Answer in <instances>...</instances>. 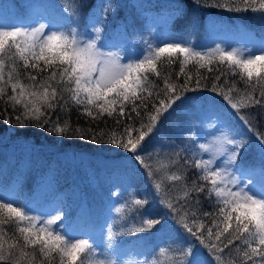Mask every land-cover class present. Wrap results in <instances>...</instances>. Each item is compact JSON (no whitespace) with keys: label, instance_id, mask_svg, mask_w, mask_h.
Returning a JSON list of instances; mask_svg holds the SVG:
<instances>
[{"label":"snow or ice","instance_id":"1","mask_svg":"<svg viewBox=\"0 0 264 264\" xmlns=\"http://www.w3.org/2000/svg\"><path fill=\"white\" fill-rule=\"evenodd\" d=\"M214 6L264 14V0H229ZM78 7H73V14ZM260 53L249 51L245 55L237 49L225 50L219 46L203 53L175 42L150 47L148 56L129 63L122 62L119 55L101 51L94 38L78 39L75 29L47 31L43 23L31 28L0 26V101L14 112L20 109L16 116L18 124L23 121L35 122L40 127L52 124L49 131L61 135L82 131L79 127L73 129L70 119L61 124L59 113L68 114L73 106L78 112L82 106L80 114L92 120L103 119L107 114L116 127L122 126L120 132L115 128L108 132L89 129L80 138L99 142L107 136L105 142L131 153L147 170L155 190L161 189L163 179L171 182L173 188L178 184L184 190L183 196L173 203V197L165 192L163 203L175 213L183 228L200 241L214 264H264V188L257 195L239 187L240 182L227 167L236 160L242 144L222 135L218 146L199 145L208 155L207 159L188 149L182 150L184 155L174 152L168 161L174 168L171 174L167 171L168 165L153 160L152 154H141L146 138L164 113L184 93L202 88L201 81L208 79L199 70L195 74L186 71L185 66L192 62L200 69L218 73L212 77L210 90L227 101L238 115L244 108L264 109V48ZM177 57L183 59L177 61L174 59ZM158 62L167 65L178 62L177 80H172L171 73L162 74ZM216 62H226L228 71L208 67ZM237 76L239 80L230 78ZM159 80L163 81L162 87L156 82ZM192 83L195 88H190ZM239 83L244 84L243 90L237 86ZM249 115L252 114L241 115V119L251 125ZM124 117L135 120L139 126L124 123L121 119ZM260 139L264 144V135ZM161 169L164 176L158 181L156 174ZM193 170L195 178L189 183L187 176ZM201 194L213 202L214 211L200 210ZM145 204L144 200L133 199L128 207L135 205L134 211H140ZM116 211L119 213L121 209ZM205 218L210 222L208 225ZM60 220V215L38 220L26 209L0 199V264H88L89 257L95 255V245L89 239L56 231L53 226ZM141 222L148 228L161 223L143 218ZM134 230L142 232L145 228ZM170 251L159 249L160 254ZM180 255L186 258L189 252L181 249ZM192 255V260L180 259L176 264H207L195 253ZM95 264H106V261L97 258ZM152 264H159L158 259Z\"/></svg>","mask_w":264,"mask_h":264},{"label":"rangeland","instance_id":"2","mask_svg":"<svg viewBox=\"0 0 264 264\" xmlns=\"http://www.w3.org/2000/svg\"><path fill=\"white\" fill-rule=\"evenodd\" d=\"M36 1L0 0V19L9 21L8 24L0 22V26L5 28H31L43 23L46 25L47 31H61L49 23L48 18L53 15L59 19V12H49L50 6L52 11H60L64 2L62 0H38L40 3L38 5ZM135 1L98 0L91 7L89 18L91 23L88 22L82 31H79L80 34L82 33V38L78 37V39H96L101 51L119 55L122 62H135L138 57L146 55L150 47L152 48V45L156 44V41L154 42L153 39L149 40L148 34L144 36L138 34L141 32L133 34L131 25L134 21V15L137 14L139 21L144 20L143 17H146L151 27L163 22L164 18L162 17L166 16H164V13L155 14V8L143 9ZM168 14L167 16L172 15L171 12ZM97 15H99L98 18L104 21L106 19L111 20L113 24L111 35H108V31H105L104 24L100 25L98 23L95 18ZM97 29H99V32L96 31ZM145 29L148 30L149 27H145ZM212 31V28L202 30L201 37L207 38L209 32ZM223 34L225 38L213 39V43L209 47L219 46L227 50L237 49L240 52L252 51L258 53H260L261 48H264V38L254 35L252 32L245 31V33L237 35H227L226 32ZM179 39H172L170 36L160 38L163 44L175 42L183 44L182 37ZM190 40L191 44L200 45V42L204 39H201L200 35H194ZM213 103L215 102L207 97L179 103L176 108L166 113V117L160 123L161 127L158 131V136H155L156 138H152L150 142L143 146L141 154H152L153 160H158L162 164L163 161L168 160L170 157L167 153H161L162 149L169 147V136H175L178 141L183 143L189 140V143H192V146L203 154L204 159H207L208 155L199 148L200 144L218 146L222 135L232 138L237 144H240L238 138L234 136L231 130L224 126V115ZM227 147L231 148L232 146L227 145ZM262 149H264L263 145L256 143L253 155V146H251L248 160H251V157L254 160L260 158L264 163V151ZM241 150L242 147L239 148V151ZM212 155L215 156L216 153L213 152ZM109 156L113 155L108 152L103 154L104 159H91V165L87 164L88 158L78 156L70 158L67 157L66 153L59 155L56 159H50L49 162L53 166L55 164L58 165L60 167L58 168L59 170L49 174L42 169H38L40 174H43L48 179L40 181V189H35L31 193L24 191L22 195L26 198L25 201L28 199L33 206H37L42 212H45L41 217L43 220L50 219L60 209L66 210V212L73 211V207L66 203L68 198H75L77 195L81 205L78 212L76 210L73 215L72 212H68V219H65L68 223L62 221V224H64L68 235L75 238L89 239L90 243L95 245V255L90 257L95 260L97 258L105 259L106 264L108 261H111L112 264H148V261L142 255L143 253L140 252L139 245L136 242L133 243L134 238L131 240L122 233L124 228L133 220H141L143 216V209L141 213H137V211H134L137 206L128 207L132 200L135 199L134 186L132 181H130L133 172L139 170L140 180L143 179L145 183L152 187H154L153 181L148 177L147 170L139 162L131 158L121 157H117V160H111ZM42 159V157L37 155L32 159L31 155L25 150L19 156L12 153H0V170L3 166L8 165L10 170L15 167L16 172L20 171V173H15V177L12 179L4 175L0 177V197L13 195L14 198L17 197L21 189L19 184L26 177L25 173L21 174V172L23 169L27 171L33 162L42 163ZM235 162L238 164V161L234 160L227 167L228 171L232 172L240 182L239 187L245 188L244 186L249 183L247 190L259 195L261 189L264 188V177L259 175L258 172H253L254 169L249 168V166L243 167L240 171L241 174L239 171L236 173ZM62 164L64 166L61 167ZM247 165L248 161L239 163L238 167ZM79 167L83 168V172L80 174H78ZM60 174L65 177L67 174L75 175L77 187H71L69 182L64 183L62 180L64 178H61ZM163 175L164 169H161L156 174V180L161 181ZM117 208L121 209L119 213L116 211ZM158 234L163 238L167 235L166 238L170 239L167 242L170 245L167 249L173 248L175 251L183 249L189 252V256L186 258L182 256L180 258H170V253L175 254L176 252L166 253V256H169L165 264H176L177 260L180 259L191 260V252L193 250L189 245L188 237L183 233L170 226L169 230H161ZM129 235H131V231ZM123 240H127L134 245L121 246L120 244H123ZM158 255H160L159 251ZM90 257L88 261H91Z\"/></svg>","mask_w":264,"mask_h":264},{"label":"trees","instance_id":"3","mask_svg":"<svg viewBox=\"0 0 264 264\" xmlns=\"http://www.w3.org/2000/svg\"><path fill=\"white\" fill-rule=\"evenodd\" d=\"M63 8L62 10L52 11L50 6L49 12H59V19L52 16H49L48 21L52 25L56 26L63 32H67L69 29H75L78 33V37L82 38V33L80 34L79 31H82L83 27L90 22V13L91 7H93L98 0H62ZM39 5L40 3L38 0L36 1ZM217 2L224 4L229 3V0H136L135 3L140 4L141 8H155V14L160 15L164 13L163 22L156 24L154 27H151L148 23L146 17L142 20H138L137 14L134 15L133 23L131 25V30L133 34L138 33L142 36L148 34L149 40L156 41L155 45H152L154 49L157 46H163L164 44L160 40V38L170 36L172 39H179L182 37L183 44L185 46L191 47L196 51L199 52H209L216 47H209L213 39L218 40V38H225L224 32L227 35H237L245 33V31L252 32L254 35H258L264 38V14L260 12H253L251 10L248 11H230L228 8L216 7L214 6ZM79 5L75 13L73 14V7ZM170 10V11H167ZM171 12V16L168 13ZM142 14V11L140 10ZM28 16V15H26ZM97 15L95 18L100 25H105V31H108V35H111V30L113 28V24L110 19H106L105 21L101 18H98ZM170 20L167 21V19ZM0 22L4 24H8L9 21H4L2 18ZM166 22V23H165ZM196 26V27H195ZM145 27H149L148 30ZM212 28L213 31L209 32V36L207 38L201 37V32L204 29ZM194 35H200L201 39H204L200 42V45L196 43L191 44L192 37ZM113 39V38H111ZM81 40V39H80ZM180 41V39H179ZM151 42V41H149ZM181 42V41H180ZM227 50L226 48H222ZM243 54H247L248 52L243 51ZM255 54L259 55L261 53L254 52ZM149 55V50L143 57H136V61L139 59H143ZM178 60L183 59V57L174 58ZM135 61V62H136ZM158 67L162 74L171 73L172 80L176 81L177 76L176 73L179 72V63H174L171 65H167L164 63L158 62ZM213 69L222 68L226 72L228 71V65L225 62L224 64H220L216 62L212 65H209ZM187 72L195 74L197 70L203 75L208 77L207 80H202L201 84L203 85L202 88H198L196 90H189L188 92L182 95V98L177 101L171 109L176 108L179 103L182 102H190L192 100L207 97L214 101V105L216 108L223 113L224 118L223 122L225 123L224 126L229 128L231 132L234 134L236 138H238L239 143L242 144V150H237V158L236 160L239 163L247 162V166L238 167V164L235 162L236 166V173L240 172L243 167H248L254 169L253 172H258L259 175L264 177V163L262 159H252L248 160L249 157V148L253 146V155H254V147L256 143H261L260 137L264 135V109H261L260 106L252 107V108H244L241 109L240 115L237 114L236 110L232 109L227 101L223 100L221 96L217 93H214L210 90L211 80L212 77L217 75L216 71L208 72L205 69H200L199 65L195 62H192L185 66ZM46 75V73H45ZM231 79L239 80V77H230ZM39 79V77H38ZM155 79V77H152ZM183 77L179 78V81L183 82ZM224 79L223 77L221 78ZM161 87L163 86V81L159 80L156 81ZM241 90L244 89V84L239 83L237 85ZM190 88H195V84L192 83ZM9 95L11 94L9 90ZM139 103V102H137ZM131 107L130 105L128 106ZM169 109L167 112L171 111ZM20 109L18 108L17 111H13V109L7 105H5L2 101H0V153H12L16 156L21 155V152L25 150V152L31 155L32 159L35 155L42 157V163L40 162H33L31 163V167L28 168L27 171L23 169L21 174L26 175L25 179L21 181L19 184L20 191L17 197L8 196V197H0V199L9 201L14 203V205H18L24 209H26L27 213L30 216L38 218V220H43L42 215L45 212H42L39 207L33 206L25 197H23L24 191L34 192L35 189H40V181L47 180L43 174H40L38 169H42L43 171L53 174L56 170L60 168L58 165H52L49 160L56 159L59 155L65 154L67 157L76 158L78 157H85L88 158L89 161L87 164L91 165L92 160L97 159H104L103 154L110 152L113 156H109L111 160H117V157L121 158H131L135 160L131 153L127 152L124 149L119 148L117 145L110 144L105 142L107 140V136H105L104 140L99 142H92L88 138H80L84 131L89 129L93 131H99L100 129H104L105 132L112 130L113 128L116 129L117 132L122 130L121 127H116L115 121L107 117V114H104L103 119L92 120L90 117L81 115L80 113L83 111V107L81 106L80 111H77L75 106L71 107L70 113H59L61 124L65 119H70L72 128L75 129L79 127L82 131L79 134H71V135H61L56 133L55 131H49V128L52 127V124H46L44 127L37 126L35 122H27L23 121L21 124H18L16 121V116L18 115ZM95 111V110H94ZM166 112V113H167ZM166 113L161 117L160 121L157 123L156 128L153 132L146 138V143L150 142L152 138H156L158 135V131L160 130V123L166 117ZM251 113L248 118L251 120V125L245 124L244 121L241 119V115H245ZM135 115L134 113L132 114ZM55 119V116H53ZM124 123H134L138 127V123L135 120L129 121L126 117L121 118ZM90 135V133H89ZM156 136V137H155ZM169 143L167 148L162 149L161 153L172 154L174 152H181V155H184L183 149H188L190 152H195L201 158H204L203 154L199 153V151L192 146V143H189V140H186L184 143L182 141H178L175 136L168 137ZM262 144V143H261ZM264 147V144H262ZM245 148V150H244ZM106 151V152H105ZM170 158V157H169ZM119 160V159H118ZM136 161V160H135ZM169 159L163 161L162 164L168 165L167 170L168 173L174 170V168L168 163ZM138 162V161H136ZM251 165V166H250ZM64 166L63 164L61 167ZM79 172H83V168L79 167ZM15 173H20L18 170L16 172V168L14 167L13 170H10L9 166H3L0 170V177L7 176L11 179L14 178ZM241 174V172H240ZM61 178L64 183L69 182L71 187H77L76 181L77 178L75 175L67 174L66 177L60 174ZM164 176V175H163ZM162 176V178H163ZM161 178V180H162ZM195 178V170L188 173L187 181L190 183L192 179ZM39 179V180H38ZM132 181V185L134 186L135 192V199H141L146 201V204L140 207V211L137 213H141L143 209V219H156L159 220L161 223L156 225L152 228H148L147 226L143 225L141 220H133L127 227L123 230V235L127 236L131 240L134 238V242L140 247V252L143 253L145 260L148 261V264H152L154 260L159 261V264H165L166 259L169 255L160 254L158 255L159 248H168L170 245L167 242L170 240L169 238H164L159 235L158 233L161 230H169L170 226H172L175 230L177 229L181 233H183L186 237H188L189 245L192 247L193 250L191 252L195 253L196 256L199 258L206 260L207 264H214L212 257L208 254L207 250L201 245L200 241L193 235L189 234L179 222L178 218L176 217L175 213H173L170 209L166 207L163 203V194L165 192L168 193L169 196L173 197V203H175V199L183 196L184 190L179 187L177 184L176 187H171V182H168L166 179H163L162 186L160 190H154L151 185L145 183L143 179L140 180V171L135 170L132 174L130 179ZM249 184V183H248ZM246 184L244 187L247 189ZM261 185V184H260ZM171 188V190H170ZM23 198V199H22ZM200 210L201 211H208L212 212L213 209V202L209 201L204 197L203 194L200 195ZM73 207L72 215L78 212L80 208V200L79 197H70L68 198L67 203ZM68 212L66 210L60 209L58 210L55 215H60L61 220L57 221V224L53 227L56 231L66 234V228L64 227L63 222H67L65 219H68ZM38 215V216H37ZM54 215V216H55ZM141 218V219H142ZM192 217L189 216L188 220L191 222ZM222 219V217H221ZM205 223L208 225L210 222L205 218ZM144 227L145 230L142 232L135 231V228ZM131 231V235L129 232ZM133 243L123 240V244L121 246H129ZM240 243V242H237ZM134 245V244H133ZM139 251V250H138ZM170 252H176L170 253ZM170 258H177L181 257L180 251H175L171 248ZM94 257V256H93ZM91 261H88V264H95V259L90 257ZM193 255L191 260L193 259Z\"/></svg>","mask_w":264,"mask_h":264}]
</instances>
